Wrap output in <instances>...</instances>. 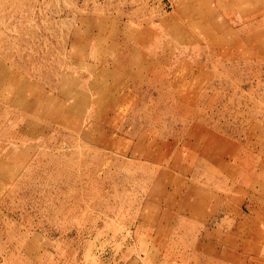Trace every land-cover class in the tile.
<instances>
[{
    "label": "rangeland",
    "instance_id": "374dc122",
    "mask_svg": "<svg viewBox=\"0 0 264 264\" xmlns=\"http://www.w3.org/2000/svg\"><path fill=\"white\" fill-rule=\"evenodd\" d=\"M0 264H264V0H0Z\"/></svg>",
    "mask_w": 264,
    "mask_h": 264
}]
</instances>
